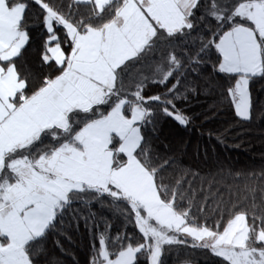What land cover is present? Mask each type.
I'll use <instances>...</instances> for the list:
<instances>
[{
  "label": "snow or ice",
  "instance_id": "1",
  "mask_svg": "<svg viewBox=\"0 0 264 264\" xmlns=\"http://www.w3.org/2000/svg\"><path fill=\"white\" fill-rule=\"evenodd\" d=\"M31 2L42 13L40 59L51 72L29 92L16 63L31 39L29 3L0 0V264H39L65 210L92 200L121 210L142 242L100 233L91 264H138V255L162 264L165 246L177 245L208 250L221 264H264V195L256 196L264 188L245 185L235 201L228 189L210 223L208 196L197 204L191 182H166L143 134L157 111L189 123L175 103L186 99L187 73L174 42L204 21L216 30L198 37L187 64L214 49V70L234 78L235 115L251 118L250 80L264 75V0H72L68 11ZM149 83L165 91L145 95Z\"/></svg>",
  "mask_w": 264,
  "mask_h": 264
},
{
  "label": "trees",
  "instance_id": "2",
  "mask_svg": "<svg viewBox=\"0 0 264 264\" xmlns=\"http://www.w3.org/2000/svg\"><path fill=\"white\" fill-rule=\"evenodd\" d=\"M48 2L68 11L67 6L72 0ZM28 3L26 22L31 39L16 63L21 74L28 78L31 92L51 69L40 59L45 38L41 10L31 0ZM200 12H203V3ZM209 29L216 30L215 21L199 23L192 36L174 42L175 52L184 60L187 73L179 86L186 99H178L175 103L190 118L189 123L181 126L157 111L154 129L148 125L143 134L153 159L164 166L165 181L174 184L183 177L185 187L191 182L196 190L197 204L208 196L207 215L211 218L210 223H215L220 216L213 209L221 197L225 202L229 201L228 189L233 190L235 201L243 199L245 185L258 184L264 188V179H260L264 174V75L250 80L251 118L243 121L235 115L227 95V89L234 85V78L214 70L217 60L214 49L201 57L202 63L187 64V57L194 56L200 48L198 37L206 36ZM145 73L149 74L147 69ZM163 91L162 86L149 83L145 95ZM165 161L169 163L165 165ZM253 175L257 179H252ZM261 195L264 193L256 192L258 200ZM100 233L111 238L117 235L131 237L133 244L142 242L138 230L109 200L77 201L65 210L62 220L46 237L39 264H91L95 250H98V243L94 249V238ZM127 242L126 239L124 243ZM119 247V244H109L110 251H118ZM161 261L162 264H221V259L208 250L188 245L165 246ZM138 264H147L146 257L138 255Z\"/></svg>",
  "mask_w": 264,
  "mask_h": 264
},
{
  "label": "crops",
  "instance_id": "3",
  "mask_svg": "<svg viewBox=\"0 0 264 264\" xmlns=\"http://www.w3.org/2000/svg\"><path fill=\"white\" fill-rule=\"evenodd\" d=\"M181 264H193V263H181Z\"/></svg>",
  "mask_w": 264,
  "mask_h": 264
}]
</instances>
